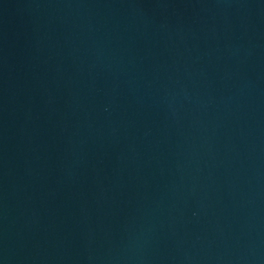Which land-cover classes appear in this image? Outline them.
Instances as JSON below:
<instances>
[{
    "label": "water",
    "instance_id": "obj_1",
    "mask_svg": "<svg viewBox=\"0 0 264 264\" xmlns=\"http://www.w3.org/2000/svg\"><path fill=\"white\" fill-rule=\"evenodd\" d=\"M0 264H264V0H0Z\"/></svg>",
    "mask_w": 264,
    "mask_h": 264
}]
</instances>
